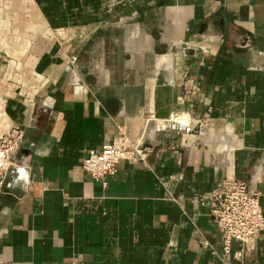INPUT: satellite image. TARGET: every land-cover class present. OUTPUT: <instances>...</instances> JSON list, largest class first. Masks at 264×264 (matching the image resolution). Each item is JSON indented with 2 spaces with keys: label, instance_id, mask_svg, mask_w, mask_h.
<instances>
[{
  "label": "crops",
  "instance_id": "1",
  "mask_svg": "<svg viewBox=\"0 0 264 264\" xmlns=\"http://www.w3.org/2000/svg\"><path fill=\"white\" fill-rule=\"evenodd\" d=\"M169 87L193 133L158 130ZM12 127L4 264H264V233L221 255L209 204L236 179L264 213V0H0V135ZM121 134L145 161L95 182L87 152Z\"/></svg>",
  "mask_w": 264,
  "mask_h": 264
},
{
  "label": "built area",
  "instance_id": "2",
  "mask_svg": "<svg viewBox=\"0 0 264 264\" xmlns=\"http://www.w3.org/2000/svg\"><path fill=\"white\" fill-rule=\"evenodd\" d=\"M159 131H167L177 126L185 133H193L192 120L186 115L170 120ZM201 128L204 124L198 121ZM22 134L18 128H10L0 135V195L3 193V180L9 165L8 160L20 148ZM147 150L138 143L121 134L113 143L104 145L101 150H89L82 164L84 172L95 182H104V178L115 172L119 162H144ZM210 215L223 230L221 255L225 258L230 254L233 242L242 247L251 244L260 234L264 233V213L261 209L259 196L250 193L248 184L242 180L225 178L214 188L209 198ZM0 264H4L0 260ZM77 264V263H66Z\"/></svg>",
  "mask_w": 264,
  "mask_h": 264
},
{
  "label": "water",
  "instance_id": "3",
  "mask_svg": "<svg viewBox=\"0 0 264 264\" xmlns=\"http://www.w3.org/2000/svg\"><path fill=\"white\" fill-rule=\"evenodd\" d=\"M167 97L162 102H156L154 107L153 118L156 121L170 120L171 117V105H172V93L169 89L167 90ZM172 129H178L177 126H173Z\"/></svg>",
  "mask_w": 264,
  "mask_h": 264
},
{
  "label": "bare ground",
  "instance_id": "4",
  "mask_svg": "<svg viewBox=\"0 0 264 264\" xmlns=\"http://www.w3.org/2000/svg\"><path fill=\"white\" fill-rule=\"evenodd\" d=\"M158 124H159V125H160V124L162 125V124H163V122H162V121H158ZM159 125H158V126H159ZM162 126H163V125H162Z\"/></svg>",
  "mask_w": 264,
  "mask_h": 264
}]
</instances>
